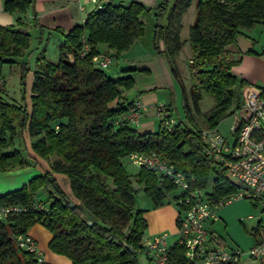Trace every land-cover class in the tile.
Instances as JSON below:
<instances>
[{
	"label": "trees",
	"instance_id": "16d2710c",
	"mask_svg": "<svg viewBox=\"0 0 264 264\" xmlns=\"http://www.w3.org/2000/svg\"><path fill=\"white\" fill-rule=\"evenodd\" d=\"M190 1L176 0L170 9L169 2L164 0L157 17L169 13V23L156 24L153 30V47L161 53L160 44L164 42L163 54L176 75L175 57L184 47L181 18ZM232 1L236 3L234 7L197 0L196 21L189 30L194 61L191 69L196 84L215 99V105L206 114L209 127L218 126L241 103L244 81L231 71L241 59L229 56L238 52L243 29H251L259 22L264 24V0ZM30 5L31 0H5L9 13L25 14ZM144 12L145 7L138 2L126 6L108 2L104 10L90 12L84 23L65 36L56 62L45 58L36 61L38 69L33 74L30 105L26 78L31 69L26 63L20 64L22 103L16 105L5 99L0 88V172L37 166L40 160L50 166L44 175L0 196V205L46 204L37 196L46 189L50 200L46 204L49 214L31 209L0 224V264H39L35 255L21 250L15 242L17 236L28 234L29 227L36 222L50 229V247L68 256L74 264H139V244L147 223L145 211L136 209L138 189L123 166V160L132 153L162 155L188 179L193 178L194 187L209 186L213 174V198L236 194L241 188L224 169L213 165L202 151V140L183 123L173 132L158 129L153 133L114 125V119L128 108L123 91L133 89L134 80L131 76L115 80L92 58L99 53V44L107 45L117 56L129 50L144 35L145 25L140 20ZM18 26H0V86L4 81L2 66H14L15 58L24 57L30 47L29 32L21 22ZM82 36L87 37L92 51L80 58ZM69 53L74 55V61L68 58ZM192 94L198 110L201 94L195 89ZM114 100L118 105L110 108ZM185 106L189 109L187 102ZM25 134L34 139L30 150ZM18 139L22 147L16 146ZM60 173L68 176L74 197L81 201L74 208L55 177ZM136 183L144 185V192L155 207L176 188L171 181L161 180L157 173L144 168ZM176 221L179 226V217ZM125 244L136 252L132 253ZM184 256V246L176 242L171 246L168 264H188Z\"/></svg>",
	"mask_w": 264,
	"mask_h": 264
},
{
	"label": "built area",
	"instance_id": "2783aa9c",
	"mask_svg": "<svg viewBox=\"0 0 264 264\" xmlns=\"http://www.w3.org/2000/svg\"><path fill=\"white\" fill-rule=\"evenodd\" d=\"M110 0H90L94 10H104ZM220 4L234 7L232 0H213ZM87 37L82 36L80 58L91 53ZM68 58L74 61V55ZM113 55L96 54L92 58L101 69H109L115 62ZM193 60L190 61L192 65ZM127 110L114 119L118 127H138L146 116L149 106L139 98L126 100ZM157 127L163 131L173 132L182 120L177 119L168 105H154ZM231 128L224 134L220 125L203 129L193 128L192 132L202 140V151L219 170L224 169L228 176L241 185L236 194L213 198L212 189L206 191L200 186H193V178L178 170L174 163L156 152L132 153L129 155L133 165L157 173L161 180L171 181L178 192L177 205L182 208L179 213L177 243L185 248V259L188 264H241L245 260L264 262V237L247 250L227 249L215 246L212 233L207 228L211 219H217V211L239 199H248L264 205V89L258 94L249 89H242L241 103L233 109ZM220 124V123H219ZM39 210L49 214V208L42 202L34 205H0V224L9 219L18 218L29 210ZM251 218V217H250ZM170 235L160 233L156 236L142 235L140 249L147 253L150 264H168L171 247L168 244ZM17 246L35 255L39 264H43V254L38 243L29 234L15 238ZM81 264H92L89 262Z\"/></svg>",
	"mask_w": 264,
	"mask_h": 264
},
{
	"label": "rangeland",
	"instance_id": "374dc122",
	"mask_svg": "<svg viewBox=\"0 0 264 264\" xmlns=\"http://www.w3.org/2000/svg\"><path fill=\"white\" fill-rule=\"evenodd\" d=\"M164 0H161V3ZM169 6H172L176 0H167ZM197 0H191L189 7L182 15V29H181V40L183 42L184 49L182 52L175 57L176 60V73L178 74L179 80H176L174 73L171 70L170 60L163 57V63L154 64L152 61L151 71L140 72L139 69H134L133 64H127L126 56L123 54L118 60H114V64L109 69L105 70V73L110 75L115 70H120V67L127 66L124 73L125 75H131L134 80L133 89L141 92V100L146 102L149 106L147 115H150V119H153L152 111L154 105H169L172 107V113L179 119H185V125L189 129L207 128L206 125V114L214 105L215 99L209 96L206 92H203L200 87L196 84V76L193 74L192 69L189 65V54L190 46L186 43L189 42L190 32H188L190 25L196 21L197 13ZM160 3V4H161ZM159 4V5H160ZM159 7H153L151 9L145 8L144 12L140 16V20L143 21L145 25L144 35L142 36V41H150L152 38L153 28L158 20L160 24L164 22L163 17H157V10ZM240 44L238 45V52L232 54L230 53V58L241 59L238 65L231 68V71L238 79L244 81L243 88L249 89L254 93L258 94L261 89H264V24L259 22L251 29H243L242 35L240 37ZM61 40L55 39V41L50 42L48 45H44L45 49V59L47 61L56 62L59 59L60 51L59 46ZM39 40L32 38L28 53L25 57L15 58L16 64L14 66L5 64L2 67V78L3 83L0 86L3 93L5 94V99L13 104L22 103L23 97V86L21 85L20 73H21V63H26L30 67V72L27 76V103L30 105L29 100L31 96V86L33 82V74L36 70V59L41 49L39 50ZM135 48V47H134ZM137 48L133 49L134 52ZM235 48H231L234 51ZM128 51V50H127ZM145 59H150L149 56H145ZM182 85L184 86V91L186 98L189 102V113L187 115L184 108V100L182 94ZM131 89V90H133ZM195 89L201 94V100L198 104V110L196 109L194 99H192V90ZM131 90H129L131 92ZM129 93V92H128ZM156 120V118L154 117ZM220 129L224 134H227L231 128V117H226L220 121ZM146 128L144 123L140 124L137 129L138 131H143ZM155 127L153 126V131ZM147 131V130H146ZM151 129H148V133H153ZM34 139H30L27 134H25L26 147L30 150V144ZM21 146V140L16 141V146ZM123 166L125 170L130 174L135 186L138 189L136 196V209L138 210H153L157 207H168L180 211L177 205L178 192L176 189L166 193L162 204L155 207L153 200L147 196L144 192V187H140L138 183L134 181L136 175L139 173L135 165H133L131 159L127 157L123 160ZM38 174L37 168L26 167L20 170L0 172V194H7V191L20 189L25 181L30 182L33 180L35 175ZM37 177V176H36ZM214 175L210 177V184L205 188L206 191L212 188ZM62 187V186H61ZM66 194V191L62 187ZM48 190L42 189L38 192L37 196L40 200H43L46 204L50 201L48 198ZM218 221L214 223L212 229L216 237H221L227 240V246L237 247L236 243L250 242L253 237L252 227L256 226L258 221L263 220L264 223V205L258 202L239 199L232 202L229 205L224 206L217 211ZM253 216V219L249 220L248 216ZM209 227V226H208ZM28 234L38 243V249L43 252L46 264H74L72 260L66 256L56 253L50 247V239L52 233L48 227L40 222L29 227ZM176 236H171L168 240L169 243L174 241ZM137 260L139 264H149L147 253L144 251H138Z\"/></svg>",
	"mask_w": 264,
	"mask_h": 264
},
{
	"label": "crops",
	"instance_id": "0c3cea01",
	"mask_svg": "<svg viewBox=\"0 0 264 264\" xmlns=\"http://www.w3.org/2000/svg\"><path fill=\"white\" fill-rule=\"evenodd\" d=\"M109 2L115 5L122 4L125 6L128 5L129 3L138 2L143 7L147 9H151L155 6L159 7L161 0H110ZM173 5L170 7V9L173 7ZM92 11H94V9L90 3V0H31V5L25 14L20 13V12L9 13V12H6L5 10V0H0V26L19 27L18 25H20V22H21V25L29 32L31 41L33 37L39 40V45H40L39 50L41 49V51L38 54V57L36 59L38 60V59L45 58L44 45H48L50 42L55 41L56 38L61 40L60 43H64L65 38H66L65 36L68 34V32L71 31L76 25L84 23L89 13ZM168 16H169V13H167L162 18L164 20V22L162 23L163 25H167L169 23ZM156 24H160L158 20L156 21L155 25ZM192 25H190V27ZM190 27H189V30H190ZM150 39L151 40L148 42V41H142L143 40L142 37L138 38L128 51H124L122 54L118 56L115 54L114 50L108 49L107 45L99 44L97 46V49L99 51V54L113 55L115 57V61L118 60L119 57L124 54L127 60V63H125L124 65L133 64L134 69H139L140 72L150 73L151 66L153 65V63L151 64L152 61L154 62V64L158 63L162 65L163 57H165V59L167 58L163 54V51L166 48L164 42L160 44L161 53H158L153 47V36L152 38L150 37ZM240 40L241 39L239 37L238 43L240 42ZM185 44L186 45L188 44L190 46V49H189L190 54H189L188 59H189V65L191 67L190 61L192 60L191 59L192 45L190 44V41L187 43L185 41ZM134 47L137 48L135 52L133 50L135 49ZM183 49L184 47L182 48V50ZM182 50L177 55H179L182 52ZM27 53H28V50L25 52V55ZM145 56H149L150 59H145L146 58ZM126 68L127 66L120 67V70H115L110 75L108 74V76H112L115 80L119 78H124V76H131V75H125L126 73L124 72ZM37 69H38V66H36L35 71H37ZM174 75L176 77V80L178 81L179 80L178 74L177 75L174 74ZM182 94H183V100H184V108L188 115L190 111L185 105H186V102L187 104H189V102L186 98L183 85H182ZM123 95H124L125 100H130L133 98L141 99V92L135 89L131 90V92L124 89ZM29 103H30V100H29ZM117 105H118L117 100H114L111 102L110 108L111 107L115 108ZM169 107L172 110V107L171 106ZM152 115H153V111H152ZM153 116L155 117V115ZM154 117L153 119H150V115L146 114V116L143 118L141 122V124L144 123V126H146V128L143 131H140L141 133H148V129H151V131H153V126L155 127V130L153 132L159 129L157 127V122L154 119ZM181 120H182V123L185 125L186 117L185 119H181ZM39 162H40L39 165L34 166L38 170V174H36L34 177L44 175L45 172L50 170V166L48 162H45L42 160H40ZM137 175L134 179L135 182L137 181ZM55 177L58 181V184L62 186L64 190L66 191V195L68 199H70L74 205L81 204V201L77 199L76 197H74L73 195L72 185L70 184V180L68 176L64 173H60V174H55ZM27 183L28 181H25L23 185ZM142 186L144 187V185ZM10 191H13V190L10 189L7 192H10ZM2 195H5V194H0V196ZM147 211H148L147 213L146 212L144 213V217L147 223V229L144 231V234L146 236H156L157 234H160V233H167L170 235V237L176 236V239L174 241H172L171 243L168 242L169 246L171 247L174 243L177 242V239H178L177 231H178L179 226L176 220L179 217V212H177L176 210H173L172 208H168V207H157L156 209L147 210ZM247 218L251 220L253 219V216L251 215V216H248ZM218 219L219 218L215 220L211 219L207 223V228L209 232L212 233L215 246L222 247L224 249L225 248L227 249L241 248L243 250H247L251 248L253 244H255L258 240L264 237V223H263V220L261 219V221H258L256 223V226L252 227L253 237L251 238L252 240L250 242L249 241L248 242L239 241L236 243L237 247L233 246L229 248L227 246V240L226 239L224 240L221 237H216L212 229V226L214 225L215 222L218 221ZM41 253L43 254V252ZM43 261L45 263L44 254H43ZM148 263H149V260H148ZM241 264H264V262L253 259V260H245L241 262Z\"/></svg>",
	"mask_w": 264,
	"mask_h": 264
},
{
	"label": "water",
	"instance_id": "95a60500",
	"mask_svg": "<svg viewBox=\"0 0 264 264\" xmlns=\"http://www.w3.org/2000/svg\"><path fill=\"white\" fill-rule=\"evenodd\" d=\"M74 207H75V205H74V204H71V208H74ZM90 224H92L91 221H89V225H90ZM125 247H126L128 250L132 251V253H135V252H136V250H134V249L132 248V246L130 247L129 245L125 244Z\"/></svg>",
	"mask_w": 264,
	"mask_h": 264
}]
</instances>
